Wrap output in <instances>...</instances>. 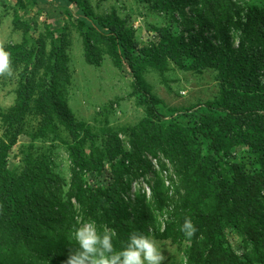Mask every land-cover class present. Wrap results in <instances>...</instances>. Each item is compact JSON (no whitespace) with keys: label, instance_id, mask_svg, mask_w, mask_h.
<instances>
[{"label":"trees","instance_id":"trees-1","mask_svg":"<svg viewBox=\"0 0 264 264\" xmlns=\"http://www.w3.org/2000/svg\"><path fill=\"white\" fill-rule=\"evenodd\" d=\"M40 1L46 0H31L34 5ZM57 1L84 31L88 63L99 64L102 58L92 37L105 41L107 54L117 64L126 63L145 114L127 129L128 149L115 131L106 135L103 149L88 153L84 143L94 137L90 126L75 120L62 100L61 89L69 80L61 64L63 54L52 51L46 57L43 40L37 41L38 50L24 49L25 43L3 46L11 53L12 65L31 67L18 83L13 106L1 115L5 130L0 137V264H63L69 249L76 248L71 232L78 215L93 221L98 230H115L117 249L130 233L141 232L156 239H186L185 264H264V0L261 4L144 0L156 11L169 13L174 24L157 29L159 41L138 50L116 15L97 16L87 0ZM169 60L217 73L218 95L198 106L192 124L167 120L145 81L146 68L162 69ZM31 114L40 116L41 133L54 129L55 121L71 139L65 199L42 196L39 185L41 178L46 179L39 169L15 174L6 166L8 149ZM200 138L207 141L204 153ZM240 143L248 147L243 161L233 159L230 152ZM152 159L162 170H171L179 188L162 229L156 227L155 214L144 198L137 197L130 208L131 183L147 174ZM104 161L110 164L113 182L92 190L82 175L99 174ZM155 181L151 194L156 207H161L157 185L162 183L159 178ZM186 217L197 229L191 238L180 231ZM225 227L241 236V254L227 244Z\"/></svg>","mask_w":264,"mask_h":264},{"label":"rangeland","instance_id":"rangeland-1","mask_svg":"<svg viewBox=\"0 0 264 264\" xmlns=\"http://www.w3.org/2000/svg\"><path fill=\"white\" fill-rule=\"evenodd\" d=\"M237 3L260 0H232ZM88 5L97 16L116 15L123 21V29L131 34L137 50L149 43H157V29L172 28L174 21L169 13L156 11L144 0H87ZM74 11V7L71 6ZM84 31L78 28L75 16L67 15L57 0L40 1L32 4L31 0H0V45L24 44V49L38 50V40L45 42L46 57L52 51L63 54L64 68L68 83L61 89L62 100L67 104L73 118L90 126L94 135L93 142L84 143L86 152L103 149L106 135L117 132L122 145L128 149L127 129L137 124L144 116L145 106L139 96L133 92L132 77L125 62L117 64L107 54V45L102 39L92 37L94 50L101 55L99 64L85 60L83 47ZM55 38H58L55 40ZM60 58V57H59ZM58 58V61L61 62ZM12 65L13 75L0 76V137L5 126L1 115L13 106L19 81L28 74L31 65ZM262 90L264 91V73H262ZM144 78L152 94L160 101L158 109L166 115L167 120H174L182 125L192 124L197 108L217 97L219 91L218 77L212 69L193 70L168 61L162 69L146 68ZM55 128L49 127L40 132V116L31 114L26 117L24 128L15 144L7 152L6 166L15 174L23 170L39 169L45 179L39 185V191L45 199L67 198L70 183V161L67 144L70 137L64 127L53 122ZM83 133L81 132V135ZM204 153L207 141L200 138ZM248 147L243 143L231 147L232 158L243 161ZM38 167V168H36ZM167 169V167H166ZM162 170L156 159L145 176L135 178L129 190L130 208L138 198H144L155 214L156 227L162 229L171 207L178 198V184L170 169ZM226 170V167L223 169ZM84 182L92 190L108 187L113 182L109 162L98 174L85 172ZM160 179L157 192L163 198L160 207L151 194V186ZM171 178V179H170ZM134 202V203H133ZM77 207V205H76ZM78 210V208H77ZM77 226L83 221L77 216ZM77 226H73L74 229ZM225 240L230 248L241 254L243 246L241 236L232 228H224ZM149 237L161 250L165 259L162 264H185V250L189 245L186 239H156Z\"/></svg>","mask_w":264,"mask_h":264},{"label":"clouds","instance_id":"clouds-1","mask_svg":"<svg viewBox=\"0 0 264 264\" xmlns=\"http://www.w3.org/2000/svg\"><path fill=\"white\" fill-rule=\"evenodd\" d=\"M11 53L0 45V76H12ZM180 231L188 238L196 234L191 218L186 217ZM115 230H98L93 221L81 223L71 232L76 242L75 250L69 249L63 264H162L165 259L155 242L141 232H132L117 249L113 243Z\"/></svg>","mask_w":264,"mask_h":264}]
</instances>
